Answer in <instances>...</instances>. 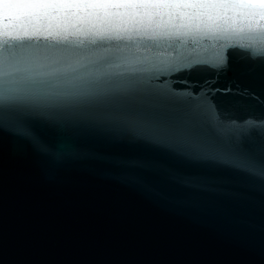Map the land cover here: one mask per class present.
<instances>
[{"label":"snow or ice","instance_id":"snow-or-ice-1","mask_svg":"<svg viewBox=\"0 0 264 264\" xmlns=\"http://www.w3.org/2000/svg\"><path fill=\"white\" fill-rule=\"evenodd\" d=\"M237 45L258 78L232 73ZM145 124L193 162L264 167V0H0V131L60 160L80 140L45 129Z\"/></svg>","mask_w":264,"mask_h":264},{"label":"water","instance_id":"water-1","mask_svg":"<svg viewBox=\"0 0 264 264\" xmlns=\"http://www.w3.org/2000/svg\"><path fill=\"white\" fill-rule=\"evenodd\" d=\"M251 51L227 50L241 79ZM42 134L80 143L53 160L0 131V264H264V167L193 162L147 124Z\"/></svg>","mask_w":264,"mask_h":264}]
</instances>
